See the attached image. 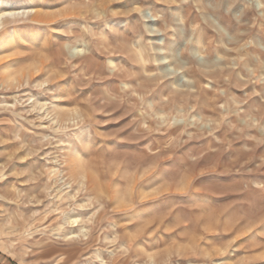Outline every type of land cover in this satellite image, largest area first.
<instances>
[{"label": "rangeland", "instance_id": "rangeland-1", "mask_svg": "<svg viewBox=\"0 0 264 264\" xmlns=\"http://www.w3.org/2000/svg\"><path fill=\"white\" fill-rule=\"evenodd\" d=\"M37 1L0 31V264H264V0Z\"/></svg>", "mask_w": 264, "mask_h": 264}, {"label": "bare ground", "instance_id": "bare-ground-1", "mask_svg": "<svg viewBox=\"0 0 264 264\" xmlns=\"http://www.w3.org/2000/svg\"><path fill=\"white\" fill-rule=\"evenodd\" d=\"M35 2H38L37 0H0V31L3 30L5 28V25L8 23V22H11V21H14L15 19H18V18H26L28 17L30 14H35L36 16H43V18L45 16H47L48 14L46 13H41L40 10L36 9V8H33L31 7V4H34ZM40 3V2H39ZM73 12V11H72ZM7 13H12L13 15H7ZM17 13H25V14H21V15H16ZM51 14V13H50ZM49 17V16H48ZM184 17H187L189 18V15H188V11H185V15ZM39 20V19H38ZM46 20V19H45ZM36 21V23H38L37 20H34ZM42 21V20H40ZM192 22L194 23H198L199 25L201 24V28L202 29H205V25L200 21V18L198 16L197 13H194L193 15V19H192ZM122 22L121 21H118V22H115L112 23L110 25V31H112L113 29H115V26L116 25H119L121 24ZM35 27V26H34ZM138 26H136L137 28ZM139 29V28H138ZM40 36V35H39ZM205 35H204V32H199L198 34V42L199 43H203L205 40ZM22 40V39H21ZM7 50V49H6ZM5 51V50H4ZM3 50L1 51L0 50V53L1 52H4ZM8 51V50H7ZM7 56V55H6ZM144 57L143 56V53L142 51H140V55L139 57ZM11 67L12 65L10 64H7L4 66V70L6 71L7 73V78L6 79H9V80H14L15 79V76L17 74V72H13L11 71ZM12 83V82H11ZM62 106V105H61ZM77 115V114H76ZM88 137V136H87ZM68 219V218H67ZM71 219V220H70ZM78 219L77 217H71L69 218V222L71 223H75L77 222ZM84 228H81L79 232H84L83 230ZM66 236L68 237H76L78 232H75L74 230H70L68 231L67 233H65Z\"/></svg>", "mask_w": 264, "mask_h": 264}, {"label": "snow or ice", "instance_id": "snow-or-ice-1", "mask_svg": "<svg viewBox=\"0 0 264 264\" xmlns=\"http://www.w3.org/2000/svg\"><path fill=\"white\" fill-rule=\"evenodd\" d=\"M21 14H25V13H17L16 15H21ZM7 15H13V14L12 13H7ZM68 239L69 240H74V239H76V237H68Z\"/></svg>", "mask_w": 264, "mask_h": 264}]
</instances>
